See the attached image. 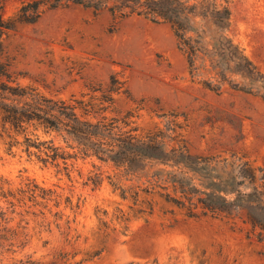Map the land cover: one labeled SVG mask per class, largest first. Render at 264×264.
<instances>
[{"label": "rangeland", "instance_id": "rangeland-1", "mask_svg": "<svg viewBox=\"0 0 264 264\" xmlns=\"http://www.w3.org/2000/svg\"><path fill=\"white\" fill-rule=\"evenodd\" d=\"M33 1L0 0V16L15 19ZM42 1L34 22H17L1 38L11 84L25 94L19 105L51 98L121 132L156 134L167 161L130 170L74 156L61 133L36 122L14 128L0 112V264H264V228L251 221L261 214L241 207L202 214L175 166L176 151L202 171L210 161L221 186L242 193L258 186L264 204V0L228 3L230 38L263 78L223 59L231 69L223 79L203 53L190 69L166 22L112 13L114 0H90L97 11ZM26 138L57 147V159L42 161L34 147L28 153ZM244 161L260 169L255 184L237 173Z\"/></svg>", "mask_w": 264, "mask_h": 264}, {"label": "trees", "instance_id": "trees-1", "mask_svg": "<svg viewBox=\"0 0 264 264\" xmlns=\"http://www.w3.org/2000/svg\"><path fill=\"white\" fill-rule=\"evenodd\" d=\"M63 0H52V6H58ZM74 3L91 6L95 11L99 10L100 4H91L90 0H72ZM87 1V2H85ZM115 4L110 8L111 12H117L121 16L137 15L142 16L153 23L166 22L170 25L177 39L178 48L187 57L188 66L193 68L194 60L198 53H203L210 57V65L216 70V74L225 78V71L232 67L236 70L252 74L259 78L263 75L256 70V67L235 45L229 35L230 9L229 0H114ZM44 2L36 0L21 7L15 19H4L0 16V112L4 122L9 123L14 128L25 130L27 125L38 123L47 131H55L62 134L65 142H69L71 148L76 149L73 155L95 156L103 161H112L116 165L125 164L128 169L139 166L143 160L154 159L165 163L168 151L164 148L162 140H158V135L139 138L132 132L134 129L121 132L114 122L103 119L90 121L80 115L74 105L64 101H56L51 98L41 97L36 103H22L17 97L24 96L23 88L13 82L11 78L10 64L3 59V46L1 38L6 30L12 29L17 22H34L40 15L39 7ZM30 9V13L26 14ZM125 9V10H124ZM226 59L223 66L221 60ZM208 88L217 90L218 85L212 86L205 82ZM26 151L31 152L30 147H34L41 153V160H55L58 157L57 147L47 146L46 141H32L26 138ZM177 152L175 166L178 174L182 177L184 187L183 194H198L197 205L207 213L217 214L225 212L233 207L254 209L260 216L251 214V221L264 228V204L260 198H255V193L259 187L252 185V191L242 193L237 188L227 190L221 186L216 177L212 175L213 166L210 161L203 163L204 171L198 169L190 159L194 158L190 154ZM67 156H60L67 159ZM181 164V165H180ZM200 170V172H199ZM259 168L251 166L247 161L237 173L242 177H249L254 183L257 178ZM238 175V174H237ZM234 177V176H232ZM236 177V176H235ZM263 180V173L261 174ZM200 180L203 189L193 186V180ZM186 181V182H185ZM183 182H185L183 184ZM257 185V184H256ZM235 193L233 198H227L221 193ZM254 194V195H253ZM183 195V196H184ZM181 203V201H178ZM192 205V204H191ZM195 205V204H194ZM196 207V206H195ZM187 208L192 216L196 215L195 208Z\"/></svg>", "mask_w": 264, "mask_h": 264}]
</instances>
